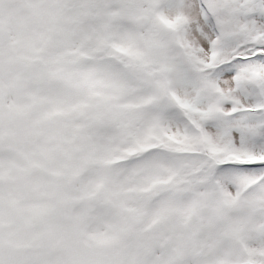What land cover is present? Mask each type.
I'll list each match as a JSON object with an SVG mask.
<instances>
[{"label":"snow or ice","instance_id":"snow-or-ice-1","mask_svg":"<svg viewBox=\"0 0 264 264\" xmlns=\"http://www.w3.org/2000/svg\"><path fill=\"white\" fill-rule=\"evenodd\" d=\"M0 264H264V0H0Z\"/></svg>","mask_w":264,"mask_h":264}]
</instances>
